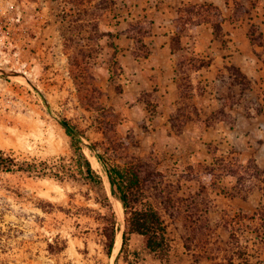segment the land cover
Wrapping results in <instances>:
<instances>
[{"label":"rangeland","instance_id":"374dc122","mask_svg":"<svg viewBox=\"0 0 264 264\" xmlns=\"http://www.w3.org/2000/svg\"><path fill=\"white\" fill-rule=\"evenodd\" d=\"M49 8L50 70L0 90V264H264V0ZM97 155L137 173L166 251L122 246Z\"/></svg>","mask_w":264,"mask_h":264},{"label":"built area","instance_id":"2783aa9c","mask_svg":"<svg viewBox=\"0 0 264 264\" xmlns=\"http://www.w3.org/2000/svg\"><path fill=\"white\" fill-rule=\"evenodd\" d=\"M50 28L49 0H0V90L18 78L35 86L50 70Z\"/></svg>","mask_w":264,"mask_h":264},{"label":"trees","instance_id":"16d2710c","mask_svg":"<svg viewBox=\"0 0 264 264\" xmlns=\"http://www.w3.org/2000/svg\"><path fill=\"white\" fill-rule=\"evenodd\" d=\"M66 134L70 137L72 145L77 141V130L67 120L62 121ZM78 167L92 182L98 181L90 161L83 151L76 147ZM104 173L108 179L111 194L121 203L128 226V232L122 236V246L127 243L128 234H138L145 240V246L150 252H164L168 248L166 226L156 210L150 206L139 207L142 203L141 183L137 173L129 167L118 165L109 168L101 156L97 155ZM3 161L0 158V163ZM114 238L109 242L108 253L112 251Z\"/></svg>","mask_w":264,"mask_h":264},{"label":"bare ground","instance_id":"6f19581e","mask_svg":"<svg viewBox=\"0 0 264 264\" xmlns=\"http://www.w3.org/2000/svg\"><path fill=\"white\" fill-rule=\"evenodd\" d=\"M90 159V158H89ZM91 163H92V165L94 166V167H96V166H98L99 165V163H98V161H97V159L96 158H94V157H92L91 158ZM118 207H119V209H121V205H120V203H118V205H117ZM117 207V208H118ZM120 211V210H119ZM121 213V212H120ZM119 242H120V238H117V240H116V247H118V245H119Z\"/></svg>","mask_w":264,"mask_h":264}]
</instances>
